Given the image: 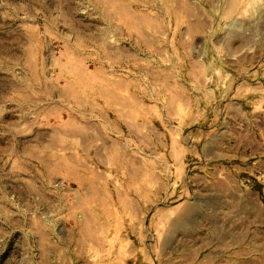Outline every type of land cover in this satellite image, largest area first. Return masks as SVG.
Wrapping results in <instances>:
<instances>
[{
    "label": "rangeland",
    "instance_id": "1",
    "mask_svg": "<svg viewBox=\"0 0 264 264\" xmlns=\"http://www.w3.org/2000/svg\"><path fill=\"white\" fill-rule=\"evenodd\" d=\"M0 264H264V0H0Z\"/></svg>",
    "mask_w": 264,
    "mask_h": 264
}]
</instances>
